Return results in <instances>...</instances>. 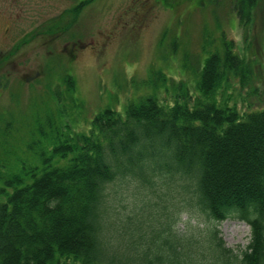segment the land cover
<instances>
[{"label":"trees","instance_id":"obj_1","mask_svg":"<svg viewBox=\"0 0 264 264\" xmlns=\"http://www.w3.org/2000/svg\"><path fill=\"white\" fill-rule=\"evenodd\" d=\"M260 1L238 0L241 19ZM87 2L76 6L75 16ZM64 16L52 20V37L63 31ZM248 63L227 44L205 59L194 91L180 82L171 103L154 93L121 111L106 106L88 132L39 127L41 139L28 145L31 158L16 160L17 168L1 165L0 264H202L176 237L162 235L166 229L156 234L160 240L148 238L144 263L111 250V223L119 219L111 188L133 182L159 198L160 191L178 190L215 220H245L252 234L241 258L217 230L212 251L221 264L233 258L264 264V108L241 113L216 100L232 74L241 80L252 74ZM159 76L166 83V74ZM65 81L74 92V79Z\"/></svg>","mask_w":264,"mask_h":264},{"label":"rangeland","instance_id":"obj_2","mask_svg":"<svg viewBox=\"0 0 264 264\" xmlns=\"http://www.w3.org/2000/svg\"><path fill=\"white\" fill-rule=\"evenodd\" d=\"M81 1L0 0L4 57L24 33L66 15L60 21L63 31L49 45L20 50L2 71L0 171L4 161L17 168L16 160L31 158L28 145L41 139V126L46 132L52 124L70 133L88 132L92 118L106 106L121 111L154 93L171 103L180 82L194 91L205 59L227 44L249 62L252 74L244 80L232 74L216 100L241 113L264 108V0L249 19H241L238 0H86L75 16ZM33 72L34 79L23 82L21 77ZM67 75L75 81L74 92ZM111 190L113 214L119 218L111 223V250L133 262L144 263L152 247L148 238L160 240L156 234L164 229L162 235L176 237L202 264H221L212 251L213 230L238 258L250 244L248 222L236 215L210 218L189 206L188 195L178 190L160 191L161 198L135 182Z\"/></svg>","mask_w":264,"mask_h":264},{"label":"flooded vegetation","instance_id":"obj_3","mask_svg":"<svg viewBox=\"0 0 264 264\" xmlns=\"http://www.w3.org/2000/svg\"><path fill=\"white\" fill-rule=\"evenodd\" d=\"M84 1H86V0H82L81 3ZM37 37H40V38H37ZM52 38L53 37L50 34V24L45 21L41 27L39 26L37 28H33V30H30V31L24 33V35H22L11 46L12 47L11 52L8 54V56L4 57L2 55V52H0V97H1L2 91H3V83H2L3 73H2V71L4 70V68L13 60V58L15 56L19 55V53L22 50H23V53H26L24 51H26L30 45H31V47H33V46L34 47H37V46L45 47V46L49 45ZM35 40H36V42H35ZM25 48H27V49H25ZM37 73H39V72H37ZM34 77H35V74L33 72V73L24 74L21 78H22L23 82L30 83L34 79Z\"/></svg>","mask_w":264,"mask_h":264}]
</instances>
